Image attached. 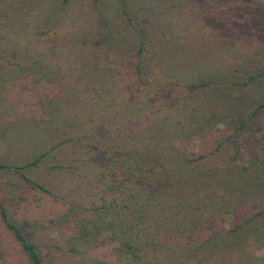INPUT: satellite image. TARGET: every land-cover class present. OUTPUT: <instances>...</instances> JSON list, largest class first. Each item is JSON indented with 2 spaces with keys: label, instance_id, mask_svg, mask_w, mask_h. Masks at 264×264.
Listing matches in <instances>:
<instances>
[{
  "label": "trees",
  "instance_id": "obj_1",
  "mask_svg": "<svg viewBox=\"0 0 264 264\" xmlns=\"http://www.w3.org/2000/svg\"><path fill=\"white\" fill-rule=\"evenodd\" d=\"M109 2L92 0L89 15L73 11L76 0H62L53 16L29 12L32 0H0V70L30 71L17 86L30 91L32 107L10 143L25 154L0 161L17 175L13 194L0 195V264H241L231 256L242 226L235 212L264 201V155L239 160L237 147L230 161L210 164L208 120L228 102L196 99L208 77L174 66V53L155 54L143 31L151 32L145 25L157 9L145 17L151 5ZM10 16L17 22L6 24ZM117 22L139 33L119 59L109 41ZM48 23L51 34L72 36L64 73L59 63L30 59L36 28ZM43 67L50 70L35 71ZM35 169L67 176L68 189L31 177Z\"/></svg>",
  "mask_w": 264,
  "mask_h": 264
},
{
  "label": "rangeland",
  "instance_id": "obj_2",
  "mask_svg": "<svg viewBox=\"0 0 264 264\" xmlns=\"http://www.w3.org/2000/svg\"><path fill=\"white\" fill-rule=\"evenodd\" d=\"M61 1L32 0V10L29 12L37 9L42 15L48 11L55 16L60 12L55 8ZM109 1L104 0V4L109 6ZM139 1V8L144 9L151 5L143 13L139 9V14L142 13L145 17L157 9V13L145 25L146 28L150 26L151 32L147 34L143 31L147 41L153 42L155 54L162 57L174 53V66L178 63L180 66L186 65L190 71L196 70V74L208 77V86L204 92L196 94V99H208L207 102H214L215 106L218 104L216 100L228 102L225 107L220 105V112H217L216 107L212 108L213 114L208 120L211 126L206 129L205 136L215 140L210 146L209 163L216 165L219 161H230L236 154L237 147L241 150L237 152L241 154L239 160H245L246 155L249 160L264 155V0H164L162 3L163 0ZM153 2L158 4L152 5ZM91 5L92 0H76L72 9L76 13L85 9L90 15L94 11ZM11 11L13 15L15 11ZM214 13L218 17L215 22L211 17ZM46 20L44 18V22ZM4 22L11 24L17 21L10 16ZM158 22L160 23L156 25ZM51 25L52 23L42 24L36 28L30 44L35 52L30 59H38L44 65L48 61L59 63L61 72L64 73L66 69L62 65L74 58L67 54L72 36L63 30L51 34L54 33ZM113 38L116 39L111 42ZM138 38L137 31L117 22L114 36L109 40L110 48L116 50L119 59L122 54L132 51ZM188 38L189 42H185ZM175 40H179L180 44L172 47ZM20 43L25 41L21 40ZM101 44L102 48H108L105 46L106 41ZM189 53L193 57L192 61L187 59ZM180 57H183L181 61L178 60ZM117 63L113 65L116 66ZM49 70V67H43L35 71L44 74ZM29 72L16 68L0 70V161L14 162L25 154V147L10 143L19 133L22 134L26 123L31 120L30 91L17 86V82ZM251 114H254L253 118L247 125L241 126ZM233 123L239 127L236 128ZM259 164L264 166V161ZM28 173L58 191L65 192L68 189L69 178L57 174L55 170L35 169ZM0 188L6 189L0 192L1 197L6 194L10 197L14 188L17 189V175L0 169ZM231 203L227 201L226 206ZM238 206L242 207L235 212L237 222H242L238 230L240 244L233 246L231 256H237L241 264H264V213L247 221L257 211L264 212V201L257 205L258 209L247 210L243 204ZM234 226L235 224L232 227ZM77 260L80 261L81 257L78 256Z\"/></svg>",
  "mask_w": 264,
  "mask_h": 264
}]
</instances>
